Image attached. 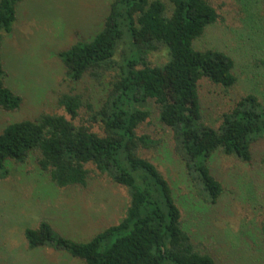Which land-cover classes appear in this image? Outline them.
<instances>
[{
	"label": "trees",
	"instance_id": "trees-1",
	"mask_svg": "<svg viewBox=\"0 0 264 264\" xmlns=\"http://www.w3.org/2000/svg\"><path fill=\"white\" fill-rule=\"evenodd\" d=\"M23 0H0V108L20 110L23 97L6 81L3 42L13 31ZM264 7V0H260ZM219 14L210 0H112L104 25L91 40H80L59 52L71 81L90 74L99 80L117 70L109 99L99 110L90 96L88 108L102 123L103 133L78 125L85 105L80 94L58 98L71 118L56 113L7 124L0 133V175L9 173V161L24 162L31 154L59 188L90 184L92 164L101 175L128 192L126 209L117 223L93 237L78 240L56 231L42 220L27 227L29 248L51 245L82 264H216L197 248L185 229L172 187L151 161L139 154L150 137L137 129L151 112L137 103L154 100L159 122L177 135L192 181L205 200L217 204L224 185L212 173L209 160L222 150L245 163L253 159V145L264 138V102L254 93L242 96L223 114L218 127L203 121L199 85L207 78L225 90L238 77L235 59L216 48H198L197 42L215 24ZM165 49L167 60L152 66L147 53ZM122 60L118 62L117 54Z\"/></svg>",
	"mask_w": 264,
	"mask_h": 264
},
{
	"label": "rangeland",
	"instance_id": "rangeland-1",
	"mask_svg": "<svg viewBox=\"0 0 264 264\" xmlns=\"http://www.w3.org/2000/svg\"><path fill=\"white\" fill-rule=\"evenodd\" d=\"M112 0H23L13 31L6 34L2 54L7 85L23 97L20 110L0 108V133L15 121L41 113L65 115L62 94H80L85 105L73 120L103 133L102 123L88 108L90 96L99 110L109 99L117 70L97 80L87 74L71 81L58 54L80 40H91L104 25ZM219 17L197 42L198 48H216L235 59L237 84L225 90L207 78L200 81L203 121L218 127L223 114L248 93L264 102V7L260 0H210ZM121 53L116 59L121 62ZM152 66L163 65L167 52L147 53ZM151 112L137 129L148 135L149 147L139 154L151 161L172 187L185 229L199 250L211 254L216 264H264V138L253 145V159L245 163L222 150L213 153L209 167L223 183L224 194L213 205L189 176L177 135L159 120L154 100L136 104ZM86 188H59L40 168L33 153L24 162L9 161L8 175H0V264H82L48 245L29 248L27 227L42 220L68 237L86 240L117 223L128 201L127 190L101 175L92 164Z\"/></svg>",
	"mask_w": 264,
	"mask_h": 264
}]
</instances>
